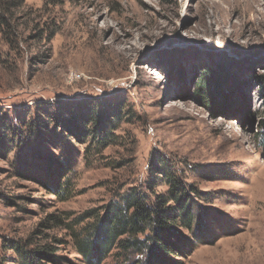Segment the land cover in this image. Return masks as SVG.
Instances as JSON below:
<instances>
[{"label": "rangeland", "instance_id": "obj_1", "mask_svg": "<svg viewBox=\"0 0 264 264\" xmlns=\"http://www.w3.org/2000/svg\"><path fill=\"white\" fill-rule=\"evenodd\" d=\"M0 12V118L23 134L0 146V264H23L17 248L86 264L74 236L127 193L175 210L159 160L194 216L191 230L172 224L170 259L264 264V0H0ZM80 103L110 120L99 145L94 126L68 124ZM143 254L113 249L102 264Z\"/></svg>", "mask_w": 264, "mask_h": 264}, {"label": "trees", "instance_id": "obj_2", "mask_svg": "<svg viewBox=\"0 0 264 264\" xmlns=\"http://www.w3.org/2000/svg\"><path fill=\"white\" fill-rule=\"evenodd\" d=\"M1 13L0 27L6 24V19L3 13ZM207 76L208 74L204 75L203 79L199 82L197 96L201 100H206V103H209V100L206 98L207 94L205 93L206 81L210 79ZM259 85L264 92L263 76L259 78ZM64 109L73 120L70 119L68 124L75 127L77 125L78 130L83 132H85L84 125L86 123L90 124L95 127L94 130H90L89 132L92 134L93 140L98 139V145L105 140L108 124L110 123L109 119L101 118V113L97 116L99 119L97 117L94 118L97 115L96 111L90 112V109L89 112L86 111L82 103L77 105L76 111L75 109ZM49 118L51 119L52 117ZM76 121L78 124H76ZM38 123L39 129L44 128L47 130L49 127L48 123H41L40 120H38ZM27 129H30V133L38 131L37 129L35 130V122L29 123ZM22 135L16 128V125H13L12 121L9 122L4 117L0 118V146H10L11 149L17 143L16 140L21 138ZM158 164L160 167L156 166L153 169L161 176L167 178V183L172 186L173 189L170 191V196L174 202H177L176 209L168 212L159 210L155 208L156 206L148 204L147 197L139 193H127L121 198L119 204L108 207L105 216L99 219L96 223L97 226L95 225L96 227L89 233L90 235L86 236L85 232H80L74 236L76 251L86 264H102L103 259L113 249L124 252L144 253L142 264H180L176 260L169 258L179 248L175 244H172L171 240H181L180 236L173 231L172 224L179 217L183 225L191 230L194 216L190 205H187L189 197L185 193V188L174 178L164 160H159ZM159 205L161 208V204ZM146 232H148V237L149 233H152L151 238L147 240V243L150 242V246H147L146 243L143 245L134 240L138 234ZM192 235L197 236L195 231L192 232ZM42 248L49 249L47 246H43ZM17 252L20 258H22L23 264H43L41 259L49 258L47 252L34 253V256H28L27 253L21 252L18 248ZM164 258H168L169 260Z\"/></svg>", "mask_w": 264, "mask_h": 264}]
</instances>
